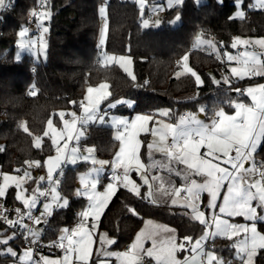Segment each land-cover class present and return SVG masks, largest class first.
Instances as JSON below:
<instances>
[{
    "label": "snow or ice",
    "instance_id": "snow-or-ice-1",
    "mask_svg": "<svg viewBox=\"0 0 264 264\" xmlns=\"http://www.w3.org/2000/svg\"><path fill=\"white\" fill-rule=\"evenodd\" d=\"M184 2L167 0V8H181ZM136 3L140 6L142 28L158 27L162 23L159 18H145L148 0H136ZM10 6L11 0H0V11ZM39 6L41 11L33 9L29 13L36 20L39 36L30 38V28L21 26L16 43L18 48L32 51L37 58L43 55L47 59L48 42L45 37L49 27L45 21L51 19L52 12L48 8V0H39ZM255 6L264 9V0H256ZM163 10V5L151 8L153 13ZM99 13L103 23L98 42V63L105 69L118 66L127 77L136 81L131 56L106 51L109 34L107 5L101 6ZM235 18L243 20L245 12L238 11ZM180 19L178 13L171 23ZM220 44L223 45V41ZM200 45H207L209 55L214 53L222 64L226 57L229 63L237 65L226 70L230 75H222L220 79L212 76V83L228 85L230 92L250 97L251 103L228 97L222 103L234 112L230 114L221 106L213 110L207 121L200 118L201 114L208 115L203 105L198 113L174 116L171 109H159L154 113L138 114L131 120L116 116L106 120L108 112L102 111L100 106L112 93L110 85L102 82L88 86L81 100L69 101L74 107L78 106L82 115L76 111L54 112L47 119L42 134H33L27 121L18 124V128L32 137L35 149L42 150L47 138L55 155H48L46 159H25L12 172L0 170V198L9 195V188H15L14 199L22 204V208L9 209L0 203V227L6 226L0 231V256L12 258L13 264H111L113 257L116 264H258L257 258L264 256V230L258 228V224H264V161L256 160L258 149L264 145V83L240 88L232 83V78H264V37H232L231 48L244 47L239 55L218 49L214 39H205L203 32L196 36L193 47ZM249 46L253 51L248 50ZM256 46L260 52L254 50ZM16 59H20L19 54ZM178 69L175 72L177 79L188 76L194 79L197 88L205 83L190 65L189 54L178 61ZM147 84L148 81H144L138 86ZM38 92L33 84L28 95L35 97ZM197 96L198 93L189 99L195 100ZM117 104L133 107L129 100L109 102L107 107L111 109ZM56 117L58 120L54 122ZM97 122L101 125L110 122L115 129L114 139L119 142L115 159L111 162L112 175L103 191L98 190L100 173L109 161L97 160L93 156L95 149L91 147L83 149L87 154H82L79 145L87 127ZM142 133L151 135V141L140 139ZM72 141L76 143L70 146ZM142 148L145 153L141 152ZM5 150L0 146V153ZM157 153L162 159L156 158ZM145 155L147 162L143 158ZM81 160L90 162L92 167L79 177L80 187L76 189L75 196L86 198L87 206L78 213L75 227L62 228L58 239L47 245L50 249H59L61 254L55 257L41 255L33 246L40 243L42 232L31 225L47 224L54 211L69 207V198L58 191L61 183L58 176H63L65 165H75ZM38 168H46V176L34 177L31 170ZM157 169L166 170L168 177L153 174ZM133 173L139 182L133 179ZM173 176L179 177L183 183L178 186ZM29 181L37 186L29 189L26 187ZM44 181H47V187L43 186ZM121 188L152 206L182 209L181 216L190 223L198 222L203 226L201 234L198 238L179 236L175 228L166 224L142 220L144 226L127 250H109L117 241L109 232H99V228L101 218ZM38 204L42 207L38 208ZM124 207L131 215L139 216L134 207L128 204ZM12 212L16 214L15 219L10 218ZM237 217H242L247 223L236 222ZM9 231L11 235H7ZM20 236L28 245L22 254L9 244ZM217 237L231 242L230 246L235 250L233 257L225 259L217 254ZM94 244L98 245L95 250ZM180 252L190 255L180 259Z\"/></svg>",
    "mask_w": 264,
    "mask_h": 264
},
{
    "label": "trees",
    "instance_id": "trees-1",
    "mask_svg": "<svg viewBox=\"0 0 264 264\" xmlns=\"http://www.w3.org/2000/svg\"><path fill=\"white\" fill-rule=\"evenodd\" d=\"M148 1L151 4L152 0ZM235 1L221 0L216 3L206 0L195 3L185 0L181 8L165 12L159 27L144 29L137 5L128 0H48L52 16L48 23L47 59L38 63L26 55L16 60L14 50L17 33L24 26L30 11L37 8L39 0H14L3 11V21L0 20V146L6 148L0 153L2 170L12 172L23 160L45 159L53 151L47 138L42 150L35 149L32 137L18 128L21 121H27L33 134H42L47 119L54 112L78 109L69 101L81 100L87 86L101 82L110 85L112 95L109 102L120 99L134 102L131 109L124 105L117 107V113L146 114L159 109H171L173 115L178 116L186 111L196 112L202 105L207 109L206 118L221 106L231 113L233 109L222 102L228 97L245 102L246 98L230 92L229 86L212 83L209 73L219 77L221 72L226 71L224 65L214 54L193 50L192 46L201 32L205 39H214L222 51L230 47L234 36L264 37V10H249L247 5L250 0H244L242 9L245 18L230 19L235 11ZM103 2L107 5L109 19L106 51L131 56L136 81L129 79L116 66L105 69L98 63L101 27L99 9L104 6ZM178 13L181 16L180 23L172 26L170 21ZM185 54H189L190 65L205 81L199 88L195 86L194 79L188 76L179 79L173 77L176 69L174 61L180 60ZM144 81H148V84L138 86ZM262 82L264 78L258 77L232 83L244 88ZM33 84L39 90L35 97L28 95ZM190 93H198L197 98L177 99ZM106 105L103 104L102 108ZM80 142L94 148L96 156L106 161L112 158L118 145L110 128L97 125L88 127ZM141 152L145 153L146 150L143 148ZM256 160L264 161V145L258 149ZM84 169V164L64 169L58 190L62 196L69 198L70 205L66 209L54 211V215L48 219L42 233L44 240L57 238L61 229L70 227L85 207L86 201L75 196L77 174ZM13 195L14 191L9 190L7 199L17 203ZM125 204L134 207L139 216L127 212ZM179 213L181 211L178 208L152 206L121 188L101 218L100 229L116 239L113 248L117 250L131 242L144 219H154L175 228L179 236L198 238L203 226L198 222L190 223ZM258 228L264 230V224H258ZM230 245V241L221 238L215 240L217 254L225 259L234 255ZM257 259L258 264H264V256ZM10 261V257L0 256V264Z\"/></svg>",
    "mask_w": 264,
    "mask_h": 264
},
{
    "label": "rangeland",
    "instance_id": "rangeland-1",
    "mask_svg": "<svg viewBox=\"0 0 264 264\" xmlns=\"http://www.w3.org/2000/svg\"><path fill=\"white\" fill-rule=\"evenodd\" d=\"M14 0H11V2H13ZM128 1H130V2H134L136 5H137V7H138V9H139V13H140V6L136 3V0H128ZM216 3H220L221 2V0H214ZM243 1L244 0H236L235 1V11H234V13H233V15H232V17L234 18V19H239V18H235L236 17V13L238 12V11H244L243 9H242V3H243ZM153 5H163L164 6V10L163 11H160V16H158L157 18H159L160 20L162 19V17L164 16V14H165V12L167 11V10H171V9H168L167 8V0H152L151 1V4L149 3V1H148V3L146 4V6H145V9L147 8L148 10H151V8H152V6ZM256 5V0H250V3H248V5H247V9H249V10H256V11H258V10H264V9H260V8H258V7H256L255 6ZM4 11H6V10H4ZM245 12V11H244ZM140 16H141V14H140ZM0 17H3V11H0ZM2 18H0V20H1ZM175 19V17L171 20V21H173ZM171 21H170V24L172 25V26H176V25H178L179 23H180V21L179 22H177V23H171ZM48 23H49V20H47V21H45V25L48 27ZM101 26H102V23H101ZM160 26V25H159ZM158 26V27H159ZM149 28H157V27H149ZM100 29H101V27H100ZM48 34V33H47ZM47 34H46V40H47ZM99 35H100V31H99ZM39 36V35H38ZM38 36H29L30 38H32V39H35L36 37H38ZM257 37H248L247 39H256ZM17 40H18V33H17V38H16V42H17ZM98 42H99V37H98ZM195 43V42H194ZM232 43V42H231ZM194 45V44H193ZM240 48H242V52L244 51V47L243 46H240ZM192 49L193 50H201V51H204V52H207V53H209V49L207 48V45H200L199 47H193L192 46ZM219 49V48H218ZM248 50L249 51H253V48L251 47V46H249V48H248ZM256 52H260L261 50L259 49V47L258 46H256V48L254 49ZM224 51H228L229 53H231L232 55H239L241 52H237L236 51V49H233V48H231V44H230V47L228 48V49H226V50H224ZM17 54H19V56H20V59L23 57V56H30V57H32L33 58V60L35 61V62H38V63H40V62H45L46 61V59L44 58V56L43 55H40L39 56V58H37V56L36 55H34L33 54V52L32 51H29V50H22V49H20V48H18V46H17V43H16V48H15V50H14V56H15V59H16V56H17ZM214 54V53H213ZM215 55V54H214ZM99 56H100V49H99ZM125 56H128V55H125ZM224 59V61L227 63V68H230V67H232V66H237L236 65V63L235 62H232V63H229L228 61H227V59H226V57H224L223 58ZM17 60V59H16ZM180 61V60H179ZM117 68H119L118 66H116ZM131 68H132V71H133V64L131 65ZM120 69V68H119ZM122 72H123V70L122 69H120ZM177 70H179L178 68H176L174 71H173V77H175V72L177 71ZM124 73V72H123ZM125 74V73H124ZM126 75V74H125ZM226 75H230V73L228 72V74H226ZM127 76V75H126ZM212 76H214V75H212L211 74V77ZM129 78V77H128ZM176 78V77H175ZM217 79H218V77H216ZM253 78H258V77H252L251 79H253ZM129 79H131V78H129ZM245 79H249V78H245ZM244 79V80H245ZM236 81H242V80H237L236 78H232V82H236ZM102 83V82H101ZM262 83H264V82H262ZM254 84H256V83H254ZM254 84H252V85H254ZM98 85V84H97ZM97 85H95V86H97ZM216 85V84H215ZM216 86H219V85H216ZM88 87V86H87ZM86 87V88H87ZM246 87H248V86H246ZM246 87H244V88H246ZM86 88L84 89V93H83V96L85 95V92H86ZM243 97H246L248 100L250 99V97H247L246 95L245 96H243ZM120 100H124V99H120ZM117 101V100H116ZM116 101H112V103H115ZM129 101H131V100H129ZM133 102V101H132ZM244 103H248V102H245V101H243ZM107 104L108 105V103H109V97H108V100H106V101H104L102 104H101V110L102 111H107L108 112V117L106 118V120L108 119V118H110V117H112V116H116V117H122V118H127V119H129V120H131V119H134V117L136 116V115H138V114H140V113H128V114H122V113H117L115 110H116V108L117 107H119V106H121V105H124L126 108H128V109H131L132 107H128L126 104H117L116 105V107H114V108H111V109H109L108 107H107V105L106 106H104V108H102V106H103V104ZM250 103H251V101H250ZM133 105H134V102H133ZM71 111H76L77 112V114L78 115H82V112L80 111V109L78 108V109H72V110H69L68 112H71ZM157 111V110H156ZM156 111H154V112H156ZM154 112H151V113H154ZM186 112H190V111H186ZM234 112V109H233V111L231 112V113H233ZM184 112H182V114H183ZM193 113H198V110L196 111V112H193ZM230 113V114H231ZM146 114H148V113H146ZM179 115H181V114H179ZM203 117H202V119H205V121H207L209 118H210V116L208 117V118H206V116L205 115H203V114H201ZM68 118H70V117H68ZM158 119H159V117H158ZM165 119H167V118H165ZM174 122V121H173ZM90 125H97V126H104V127H107V128H110L111 129V131H112V136H113V138H114V134H115V129L111 126V124H110V122L109 123H106V124H104V125H101V124H99L98 122L97 123H95V124H90ZM89 125V126H90ZM60 126H62V125H60ZM84 137H82L81 138V140L83 139ZM140 139H142V140H147V141H151V139H152V137H151V135H146V134H144V133H142L141 134V136H140ZM80 140V141H81ZM118 142V141H117ZM72 143H76L75 141H72L71 142V144ZM81 142H79V144H80ZM119 143V142H118ZM71 144H70V146H71ZM87 148H89V147H87ZM92 148V147H91ZM143 149V148H142ZM141 149V150H142ZM116 151H118V145H117V148H116ZM115 151V152H116ZM82 154H87V153H82ZM50 155H55V151H54V149H53V151H52V153L50 154ZM93 156L97 159V160H103V159H101V158H99L98 156H96V154H95V152H93ZM156 158L157 159H162V157H161V155L159 154V153H157L156 154ZM46 159V158H45ZM115 159V153H114V155L112 156V158L111 159H109L108 161H109V164L108 165H105L104 166V170L100 173V180H101V183H100V185H98V190L99 191H103V187H104V185H106L109 181L108 180H106V175L108 174V173H110V172H112V167H111V162L113 161ZM144 159H145V162H147V159H146V156L144 157ZM80 164H84V166H85V169L84 170H82V171H80L78 174H77V178H76V188H75V191H76V189L77 188H79L80 187V180H79V177L82 175V174H84V173H86V172H88L89 171V169L92 167V165H91V163L90 162H84V161H78L77 162V164H75V165H65L66 167L64 168V169H73V168H75V167H77V166H79ZM32 171V175L34 176V177H39V176H46V171H47V169L46 168H38V169H32L31 170ZM153 174H158V175H161V176H164L165 178H167L168 177V173H167V171L166 170H160V169H157V170H154L153 171ZM63 177V176H62ZM62 177H59L58 176V178L59 179H61ZM133 179H136L137 180V182H139V178L138 177H136L135 176V173H133ZM173 180L177 183V185L179 186L180 184H182L183 183V181L179 178V177H175V176H173ZM42 184H43V186L44 187H47V181H44V182H42ZM37 185L35 184V183H33L32 181H29V183H28V185H26V187H29V189H31V188H34V187H36ZM9 190H13L14 191V195L13 196H15V188H9ZM9 190H8V192H9ZM59 191V190H58ZM142 191H144V189H142ZM62 195V194H61ZM7 197V196H6ZM81 198H83L85 201H86V205H85V207L87 206V203H88V201L86 200V198H84V197H81ZM17 203H19V204H21L19 201H16ZM22 205V204H21ZM38 208H40V207H42V204H38V206H37ZM84 207V208H85ZM38 213V212H37ZM39 214V213H38ZM77 220H79V217H78V215H77ZM235 220H236V222H239V223H247V221H245L243 218H241V217H237V218H235ZM68 228H72L71 226L70 227H68ZM100 229V228H99ZM4 229H0V231H3ZM42 232V231H41ZM100 232V231H99ZM60 234H62L61 233V231H60V233H59V235ZM7 235H11V232H8L7 233ZM59 235H58V237H59ZM98 245L97 244H94V250H95V248L97 247ZM0 247H2V246H0ZM22 250V249H21ZM235 251V250H234ZM22 252H23V250L20 252V254H22ZM61 254V253H60ZM60 254H55V255H52V254H43V255H45V256H51V257H55V256H57V255H60ZM12 259V258H11ZM93 259H95V257L93 256ZM8 264H13V261H10Z\"/></svg>",
    "mask_w": 264,
    "mask_h": 264
},
{
    "label": "built area",
    "instance_id": "built-area-1",
    "mask_svg": "<svg viewBox=\"0 0 264 264\" xmlns=\"http://www.w3.org/2000/svg\"><path fill=\"white\" fill-rule=\"evenodd\" d=\"M193 1H194L195 3H201V2H204V1H206V0H193ZM12 3H13V2H11V4H12ZM103 5H106V3L103 2ZM6 10H7V9H6ZM35 10H37V11H41V10H42V9H40L39 4H38V6H37V8H36ZM149 16H151L153 19H154V18H157L158 16H160V12H159V13H153L151 10L146 9V11H145V18H148ZM1 21H3V20H1ZM101 23H103L102 20H101ZM24 26H27V27L30 28L29 36H34V35H35V36H38V35H39V31H38L37 28H36V20H35L34 18L30 17V15L27 16V18H26V22H25ZM236 51H237V52H242V48L238 47V48L236 49ZM178 61H179V59H176V60L174 61V66H175V67L178 66ZM184 113H186V112H184ZM184 113H183V114H184ZM90 126H92V125H90ZM90 126H88V127H90ZM88 127H87V128H88ZM72 145H74V143H72L71 146H72ZM79 145H80V148H81V152H83V149L87 148V146H86L85 144H83V143H80ZM65 167H66V166H64V168H65ZM0 170H2L1 167H0ZM111 175H112V172L108 173V174L106 175V179H107V180H110ZM0 203H3L4 206H5L6 208H9V209H14V208H16V207H21V208H22V205H21V204H19V203H13V202L9 201V200L7 199V197L0 198ZM35 214L38 215L37 212H36ZM10 218L15 219V218H16V214H15L14 212H12V213L10 214ZM26 222H28V221H26ZM77 222H78V220H75V221L72 223L71 227H75V225L77 224ZM29 223H30V222H29ZM0 224H2V222H0ZM41 225H42V231H43L44 228H45L44 226H46V224H43V223H42ZM31 226L34 227V228L37 227V225H31ZM4 227H6V226H4ZM9 232H11V231H9ZM42 233H43V232H42ZM57 239H58V237L55 238V239H52V240H44V239H43V235H41L40 243H39L38 245H36V246H33V247H34L35 250H36L37 252H39L41 255H43V254H52V255L60 254L61 251H60L59 249H55V248L50 249V248L47 247V245H48L49 243H51L52 241H55V240H57ZM16 240L20 243V246H21L22 249H24L25 247L28 246V245L26 244V242H24L22 236H20V237L17 238ZM209 247H211V245H209ZM12 260H13V259H12Z\"/></svg>",
    "mask_w": 264,
    "mask_h": 264
},
{
    "label": "crops",
    "instance_id": "crops-1",
    "mask_svg": "<svg viewBox=\"0 0 264 264\" xmlns=\"http://www.w3.org/2000/svg\"><path fill=\"white\" fill-rule=\"evenodd\" d=\"M223 65H224V67H225V69L227 70L228 68H227V63L224 61V63H223ZM176 68H178V66L176 67ZM226 74H228V72L227 71H225V72H221L220 73V76L218 77V79H220L221 78V76L222 75H226ZM209 76H210V78H211V73H209ZM219 86H228V85H224L223 83H221V85H219ZM195 95V93H190V94H187V95H183V96H179V97H177V99L179 100H189V97H192V96H194ZM246 98V97H245ZM250 99L248 100L247 98H246V102H248V103H250ZM202 115H201V119H202ZM82 153H84V152H82ZM246 166H248V165H246ZM107 180V179H106ZM109 181V180H108ZM205 196H206V194H205ZM79 198H81V197H79ZM179 209V208H178ZM201 209L203 210L204 209V205L202 204L201 205ZM180 211L182 212L183 210L182 209H180ZM208 216H209V219H210V217H211V212L209 211L208 212ZM242 218V217H241ZM144 220H152V221H154L155 223H158V224H164V223H161V222H159V221H157V220H154V219H144ZM144 225H143V223H142V225L140 226V228L135 232V234H134V236H133V238H132V240H131V242L127 245V246H125V247H123L122 249H120V250H117V249H114L113 248V245L112 246H110L109 247V250H111V251H125V250H127V248H128V246L132 243V241L134 240V238H135V235H136V233L143 227ZM170 227V226H169ZM36 228H39L41 231H42V225H37V227ZM172 228V227H171ZM99 231L102 233V232H105V230H103V229H99ZM43 232V231H42ZM217 238H220V237H217ZM221 239H223V238H221ZM9 244H10V246H12L14 249H16L19 253L23 250L22 248H21V246L19 245V242L15 239V240H13V241H10L9 242ZM209 245H211V242H209ZM146 246H150V245H146ZM190 247V246H189ZM22 249V250H21ZM185 255H190V253H187V252H180V253H178V257L180 258V259H183V257L185 256ZM94 257H95V255H94ZM13 261V260H12ZM111 264H116V261H115V258L113 257V258H111ZM153 264H154V262H153Z\"/></svg>",
    "mask_w": 264,
    "mask_h": 264
}]
</instances>
